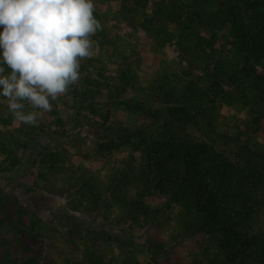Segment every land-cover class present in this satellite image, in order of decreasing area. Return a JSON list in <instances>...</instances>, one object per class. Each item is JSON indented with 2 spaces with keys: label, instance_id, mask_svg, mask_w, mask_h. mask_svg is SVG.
<instances>
[{
  "label": "rangeland",
  "instance_id": "1",
  "mask_svg": "<svg viewBox=\"0 0 264 264\" xmlns=\"http://www.w3.org/2000/svg\"><path fill=\"white\" fill-rule=\"evenodd\" d=\"M234 1L264 38V0ZM128 2L93 0L92 55L36 125L0 96V264H228L160 190L139 133L205 142L258 178L264 238V58L246 63L222 0Z\"/></svg>",
  "mask_w": 264,
  "mask_h": 264
},
{
  "label": "trees",
  "instance_id": "2",
  "mask_svg": "<svg viewBox=\"0 0 264 264\" xmlns=\"http://www.w3.org/2000/svg\"><path fill=\"white\" fill-rule=\"evenodd\" d=\"M128 1L126 6L134 10L146 0ZM222 1L226 2L222 3L224 7L231 9L224 15L235 34V43L242 42L246 47L241 49L246 52V63L252 60L260 63L264 58L261 45L264 38L258 31V25L263 24V19L256 11L248 16L235 12L240 8L238 1ZM241 5L252 9L256 1L241 0ZM211 37L214 38L213 35ZM139 137L141 142L138 146L147 149L148 169L152 171L155 168L160 190L184 207L192 219L199 220L200 230L212 239L226 262L264 264V238L251 235L255 196L261 181L205 142L165 137L161 141L147 143L143 133L134 135V138ZM128 143L132 144L131 140L128 139Z\"/></svg>",
  "mask_w": 264,
  "mask_h": 264
},
{
  "label": "clouds",
  "instance_id": "3",
  "mask_svg": "<svg viewBox=\"0 0 264 264\" xmlns=\"http://www.w3.org/2000/svg\"><path fill=\"white\" fill-rule=\"evenodd\" d=\"M94 7L93 0H0V96L16 121L36 125L79 82L78 58L91 57V37L102 29Z\"/></svg>",
  "mask_w": 264,
  "mask_h": 264
}]
</instances>
